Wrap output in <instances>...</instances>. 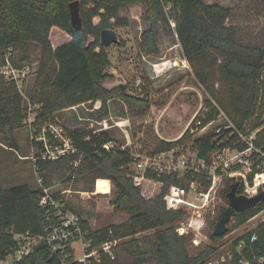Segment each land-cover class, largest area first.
<instances>
[{
  "label": "trees",
  "instance_id": "obj_1",
  "mask_svg": "<svg viewBox=\"0 0 264 264\" xmlns=\"http://www.w3.org/2000/svg\"><path fill=\"white\" fill-rule=\"evenodd\" d=\"M71 1L74 0H0V67L8 52L11 53L14 65H23L25 60L16 58L14 51L23 50L27 42L38 43L41 57L35 70L34 86L39 89L33 95L35 102L42 104L44 111H58L88 101L99 103L98 112L101 113L107 100L113 95L129 100L130 96L123 90L117 89L116 93L102 85L108 77L104 71L108 56L100 43V31L125 25V21L119 17L120 8L129 3L140 2L146 6L144 20L149 23V27L141 34V51L157 52L155 41L157 29L161 26L166 36L177 37L182 55L190 63L205 62L211 53L220 58L216 74L219 82L226 85L231 97L228 108H224L235 111L238 118L234 119L230 127L219 132L196 135L191 139V148L199 157H206L222 146L229 145L242 150L251 143L254 149L251 158L255 164L246 178L252 182L263 172L257 164L264 163V43L244 40L234 25L226 23L231 16L229 7L203 0H78L82 23L81 30H78L70 20ZM257 1L264 8V0ZM94 16L99 18L96 25L92 21ZM170 20L174 23L173 27ZM205 76L206 74L196 70V77L201 82H204ZM22 110V96L15 82L0 74V134L10 147L13 146L11 132L21 125L24 116ZM217 114L218 109L210 105L202 114V125L212 121ZM41 116L42 113L37 115ZM253 133L252 138L247 139ZM67 136L77 152L60 157L55 162L39 159L37 167L43 185L49 187L57 169L70 170L78 155H81L78 173L92 174L95 180H112L116 191L111 203L129 214L128 219L122 223L98 229H92L86 219L81 218L86 239L97 245L108 239L121 240L157 229L151 237L143 238L145 246L135 240L134 245L126 247L135 258V264L151 260L158 264L204 263L213 251V246L207 244L192 248L190 235L179 234L176 230V222L181 220L184 212L180 209H167L163 200V195L171 184L184 186L185 182L195 180L207 187L210 181L204 173L188 172L177 177L174 174L157 175L146 172V176L161 182L162 186L157 195L145 198L139 186L134 184L132 173L128 169L131 162L129 153L113 147L109 150L103 147V143L111 141L106 133L98 136L71 129ZM242 137H246L248 141L242 140ZM173 144L172 141L162 140L153 149H170ZM233 180L230 177L222 189L223 205L219 204L214 209L216 217L208 218L212 228L227 208L225 206H228L226 192ZM244 192V185L240 182L238 193ZM40 194V187L30 188L27 185L0 188V257L4 258L17 247V241L11 232H29L31 235L42 233L45 209L39 205ZM54 198L58 200L61 197L55 194ZM60 202L64 209L79 215L62 199ZM262 207L264 199L256 207L233 213L230 221L234 226L245 223ZM257 232L260 239L264 240V221L257 227ZM219 238L220 236L210 234L213 242ZM69 243L65 242L62 249L53 252L47 243L39 241L31 252L9 264H61L63 256L72 252ZM123 244L125 242L120 241L119 245ZM98 264H116V258L101 252Z\"/></svg>",
  "mask_w": 264,
  "mask_h": 264
},
{
  "label": "rangeland",
  "instance_id": "obj_2",
  "mask_svg": "<svg viewBox=\"0 0 264 264\" xmlns=\"http://www.w3.org/2000/svg\"><path fill=\"white\" fill-rule=\"evenodd\" d=\"M203 1L229 7L231 16L226 23L234 25L244 40L264 43V8L257 0ZM145 10L146 6L140 2L122 6L119 17L125 21V25L111 28L117 33L118 42L105 47L108 64L104 71L108 77L102 85L116 93L117 89L123 90L130 96L129 100L123 96L113 95L107 100L105 109L101 113L98 112L99 103L93 104L88 101L48 112L44 111L42 104L35 102L34 99L33 93L39 89L34 86L35 72L27 76L19 89L24 116L21 125L11 132L13 146L10 147L5 137L0 134L1 189L14 185L40 187L43 181L37 161L39 159L49 162L58 161V159L43 158L45 145L55 152L54 148L59 143V136H66L71 129L91 132L98 136L106 133L114 143L113 148L124 150L133 157L137 152L152 150L162 140L172 141L174 150L182 147L185 151L192 150L191 139L196 135L226 129L233 124L234 119L238 118L235 111L231 109L227 111L224 108L230 103L231 97L226 85L218 80L216 67L220 58L215 54H209L205 62L190 63L183 57L177 37L166 36L161 26L157 29L158 36L155 41L157 52L147 53L140 50L141 34L149 27V23L144 20ZM92 21L96 25L99 21L98 16H94ZM170 24L174 26L171 20ZM13 54L16 58L19 57L25 60V63L36 67V70L41 57V47L36 42H27L23 50H16ZM196 70L206 74L204 82L196 77ZM210 105L218 109V114L205 128L196 134H191L190 125H193L195 119L206 112L203 109L207 106L209 108ZM39 113H42L41 117H37ZM48 129L49 132L46 133L45 130ZM231 156L232 154H229V157ZM81 161L82 157L78 155L76 162L71 163L70 170L57 169V173L51 178L50 191L54 195H59L66 205L78 212L79 217L86 219L92 229L126 221L129 214L125 210L115 208L111 203L116 191L113 181L109 180L110 190L104 193L107 179L95 180L92 174H79L78 165ZM132 167L130 163L128 169L131 171ZM230 177L234 178L230 184L238 181V176L223 173L221 180L217 182L216 191L211 193L209 204L204 208L207 213V223L201 233H183L190 235L192 248H200L213 242L210 234L213 233L214 228L211 227L208 218L216 217L213 213L214 209L216 210L219 204L223 205L222 189ZM161 186L162 184L143 181L139 188L145 198H151L161 191ZM186 188L188 192L185 198L192 201L196 193L193 194L189 191V187ZM108 189L109 187L106 192ZM200 189L201 187L198 188ZM230 220L227 226L232 228L234 234L244 231L256 221L250 219L234 226L230 224ZM184 224L185 219L182 217L176 222V228L183 227ZM156 230L144 231L117 240L113 249L116 264H135V258L126 247L134 245L135 240H139L140 245H144L143 238L151 237ZM120 241L125 244L119 245ZM71 249L72 257L78 258L79 242L72 243ZM143 264L158 263L151 260Z\"/></svg>",
  "mask_w": 264,
  "mask_h": 264
},
{
  "label": "built area",
  "instance_id": "obj_3",
  "mask_svg": "<svg viewBox=\"0 0 264 264\" xmlns=\"http://www.w3.org/2000/svg\"><path fill=\"white\" fill-rule=\"evenodd\" d=\"M11 59V53H6L4 63L0 67V74L7 80L15 82L17 88L20 89L27 76L35 72L36 67L29 63L16 66ZM203 110L207 111L208 108L206 107ZM203 117L204 115L196 118L194 125H190L191 134H196L210 123L202 125ZM220 130L218 129L216 132ZM45 132H49V129ZM252 136L247 139H251ZM59 137V143L54 148L55 152L45 145L42 153L43 158L55 160L77 152L67 135ZM247 139L242 137V140L248 141ZM113 146L112 141L103 143V147L107 150ZM190 150L185 151L183 147L177 150L172 148L148 149L137 152L131 157L130 162L133 165L131 176L136 186H140L143 181L161 184V182L146 176V172H153L157 175L174 174L177 177H181L188 172H197L204 173L208 177L210 184L207 187L202 186L195 180H190L187 182L189 185L171 184L163 195L167 209H180L184 212L185 224L183 227L176 228L180 234L185 232L201 233L207 223V213L204 208L208 206L211 193L216 191L217 182L221 180L223 173L238 176L239 185L240 182L244 185L245 192L241 193L243 195L250 197L264 190V163L257 164V167L263 172H260L256 179L250 182L246 178L255 164L254 159L251 158L254 150L251 143H248V146L242 150L229 145L222 146L208 153L206 157H199L195 150ZM229 154H232V156L229 157ZM240 167L243 168L237 170ZM107 181L110 184L109 179ZM186 186L189 187L191 193H196L192 201L185 198L188 192ZM200 187L201 189L198 190ZM40 189L39 205L45 209L42 233L31 235L29 232H11L17 241V247L14 252L8 253L4 258L0 257V264H9L11 261L27 255L39 241L47 243L53 252L62 249L67 241L70 242V248L72 243L79 242L80 256L74 258L72 252L67 253L63 256L61 264H98L101 261V252L108 254L110 257L114 256L113 249L117 244V239H108L93 245L92 241L85 237V232L80 223L81 217L70 210L64 209L63 204L54 198V194L49 187L41 183ZM258 205L259 203L256 206ZM250 219L256 221L244 231L234 234L231 228L216 242L210 243L213 246V251L207 256L203 264H264V240L260 239L257 232V227L264 221V207L248 220Z\"/></svg>",
  "mask_w": 264,
  "mask_h": 264
},
{
  "label": "water",
  "instance_id": "obj_4",
  "mask_svg": "<svg viewBox=\"0 0 264 264\" xmlns=\"http://www.w3.org/2000/svg\"><path fill=\"white\" fill-rule=\"evenodd\" d=\"M70 10V20L73 26L78 30H81L82 23L79 14V1L74 0L69 3ZM118 42L117 33L110 28H105L100 31V43L104 47H108L111 44ZM239 182L235 181L230 184V189L226 192V197L228 199V206L221 213L219 219L217 220L215 227L213 229V234L216 236H223L227 230V223L232 217L233 213L246 211L250 208L255 207L262 199H264V190L258 192L253 196H246L243 194H238Z\"/></svg>",
  "mask_w": 264,
  "mask_h": 264
},
{
  "label": "bare ground",
  "instance_id": "obj_5",
  "mask_svg": "<svg viewBox=\"0 0 264 264\" xmlns=\"http://www.w3.org/2000/svg\"><path fill=\"white\" fill-rule=\"evenodd\" d=\"M106 182H107V185H106V187H105V190L103 191L104 193H108L109 190H110V184H109V182H108L107 180H106ZM107 187H109V189H108V191L106 192ZM94 189H96V186H94ZM101 192H102V191H101Z\"/></svg>",
  "mask_w": 264,
  "mask_h": 264
},
{
  "label": "flooded vegetation",
  "instance_id": "obj_6",
  "mask_svg": "<svg viewBox=\"0 0 264 264\" xmlns=\"http://www.w3.org/2000/svg\"><path fill=\"white\" fill-rule=\"evenodd\" d=\"M238 189H239V187H238ZM239 194V193H238Z\"/></svg>",
  "mask_w": 264,
  "mask_h": 264
}]
</instances>
